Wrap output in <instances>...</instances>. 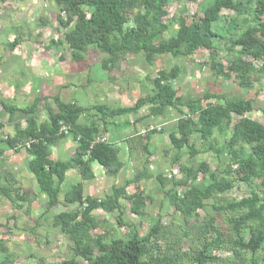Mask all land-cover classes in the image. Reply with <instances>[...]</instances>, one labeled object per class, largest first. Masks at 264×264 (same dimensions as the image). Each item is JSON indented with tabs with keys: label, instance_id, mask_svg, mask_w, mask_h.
Here are the masks:
<instances>
[{
	"label": "trees",
	"instance_id": "1",
	"mask_svg": "<svg viewBox=\"0 0 264 264\" xmlns=\"http://www.w3.org/2000/svg\"><path fill=\"white\" fill-rule=\"evenodd\" d=\"M47 1L58 11L56 20L59 28L64 30L63 42L73 64L87 66L86 55L92 49L103 56L101 69L109 73L127 57H139L151 65L164 55L185 60L203 49L209 52L210 57L199 66L208 67L216 79L234 78L244 93L253 89L264 72V65L258 69L249 61L264 60V0H255L253 7L249 6L253 0H203L205 7L190 22L185 21V7H181L171 20L175 25L174 32L165 19L168 15L166 9L177 0ZM185 1L195 3L199 0ZM224 11L233 16L226 30L228 38L213 31L214 24ZM235 17H243L242 26ZM42 22L43 25L47 23ZM223 40L225 42L221 44ZM51 43L54 44V41L51 40ZM18 44L19 38L15 37L11 51ZM222 45L224 49L221 51L229 55L226 59L219 56ZM179 73L177 66L169 71L159 70L152 81L151 91L139 96L130 107L93 106L99 117L91 119L88 124L80 120L89 109L75 102H65L59 95L46 99L36 95L23 109L8 106L0 99V107L6 114L16 116L19 113L25 123L24 127L16 126L13 134L6 138L1 137L3 124L0 123V145L7 150L17 152L23 149L27 153L30 159L25 169L34 179L39 194L47 201L33 229L40 226V221L58 205L61 198L66 207H73L71 211L52 215L51 225L65 236L72 255L71 259L54 264H185L186 261L189 264H245L243 255L246 254L251 256V264H262L257 255L264 244V126L245 117L252 111V105L243 98L228 99L224 95L205 93L196 99L183 101L172 84ZM212 98L221 100L222 104L203 105V101ZM142 109H146L147 114L135 122L159 119L168 109L179 114L175 129L168 133L167 139L174 151L172 163L178 165V172L183 174V178L174 181L161 174L155 176L159 189L182 223L178 231L179 240L172 239L175 243H166L164 250L158 243L165 240V230L170 231L162 225L161 216L155 218L144 235H140L136 224H127L122 220V202L129 205L130 213L137 218L143 217L147 205L153 202L151 196L142 192L128 194L126 191L129 186L137 188L140 181L152 178L147 168L148 158L131 179L124 180L121 186H114L111 194L104 199L84 196L83 183L95 177L91 168L93 163L100 166L109 178L116 177L124 168L119 159L120 151L109 139L101 141V131L108 135L110 120L137 115ZM183 109H186V114ZM233 115L239 119L232 125ZM130 124L133 125L128 120L124 122V126ZM229 128L230 135L225 140ZM155 133L156 130L148 131L145 137L149 139ZM194 135L208 143L207 150L214 152L217 164L221 162L220 153L227 147L229 162L222 169L218 166L212 172L205 163H199L195 168L182 164V154L188 156V161L200 154L191 143ZM63 141L74 147L73 156L67 160L52 159L53 148ZM125 143L133 160L135 140L129 138ZM142 149L150 156L146 144L142 145ZM74 171L81 182L62 192L66 177ZM199 174L204 181L208 180V184L197 182ZM237 183L246 184L249 196L239 201L211 202L214 195L229 192ZM178 187L185 188L182 194L178 193ZM0 198L11 204L17 203L18 208H22L23 204L29 205L32 199L20 186H15L13 178L7 176L0 179ZM208 208L224 219L226 232L222 231L223 226L217 225ZM96 211L105 214L117 212V224L127 228L125 234L111 237L107 244L105 238L109 232L94 235L93 231L99 228L94 218ZM199 211L205 212L202 223L198 221ZM191 221L200 224V233ZM190 225L198 237L213 234L215 238L211 241L199 238L200 244L196 246L193 233L186 230ZM184 240L191 246L189 253H181L178 248ZM212 249H225L232 255L224 260L212 256ZM0 256V264H12L13 257L1 240ZM38 264L48 263L41 259Z\"/></svg>",
	"mask_w": 264,
	"mask_h": 264
},
{
	"label": "rangeland",
	"instance_id": "2",
	"mask_svg": "<svg viewBox=\"0 0 264 264\" xmlns=\"http://www.w3.org/2000/svg\"><path fill=\"white\" fill-rule=\"evenodd\" d=\"M254 2L255 0L249 6L253 7ZM181 7H185V21L190 22L191 18L196 14L198 15L199 11L205 7V2L199 0L195 3H189L185 0H177L171 3L166 9L168 15L165 22L172 25L170 28L173 32L175 25L171 23V20L177 15ZM57 15V9L47 0H24L23 2L0 0V99L6 105L23 109L30 105L36 95L40 99L59 95L61 100L65 102H75L84 108H88L89 110L80 120L81 123L88 124L91 119L96 120L99 117L96 111L92 109L93 106L107 104L109 106L130 107L134 105L139 96H144L151 91L152 81L156 78L159 70L169 71L177 66L180 73L172 84L177 96L181 97L183 101L196 99L205 93L224 95L228 99L243 98L249 100L252 105V111L245 114V117L264 126V72L259 76V80L254 84L253 89L244 93L240 90L234 78L216 79L208 67L199 66L210 57L209 52L202 49L185 60H175L168 55H164L158 57L151 65L144 63L139 57H127L118 68L105 73L100 66L103 56L92 49L86 55L85 63L87 66L73 64L70 61L69 50L63 42L64 30L58 26ZM232 17L229 12L224 11L220 20L214 24L213 31L228 38L226 30ZM235 19L242 26L243 17H235ZM42 21L47 23L43 25ZM15 37L19 38V44L14 51H11L10 46ZM51 40L54 41V44L51 43ZM224 42V40L221 41V44H224ZM221 49H224L223 45L220 46V58H228L229 55H225V52H222ZM12 53H15L16 56ZM249 61L258 69L264 65V60L252 61L250 59ZM202 103L203 105L222 104V101L212 98ZM183 112L186 114V109H183ZM145 114H147V110L142 109L137 115L115 118L109 121L111 126L108 135H104L101 131L100 139H109L120 151L119 159L124 164V168L116 177L109 178L105 176L100 166L93 163L91 168L95 177L94 180L83 183L84 196L104 199L106 195L111 194L114 186H121L124 180L131 179L136 171L140 170L141 163L148 158L147 168L152 178L149 180L143 179L136 185L137 188L135 185H131L126 191L128 194L142 192L151 196L153 202L147 205L145 215L141 218L132 215L129 211V205L122 202V220L127 224H136L140 235H144L154 223L155 218L161 216L162 225L170 231L165 230V240L158 243L164 250L166 243L174 242L172 239L179 240L178 231L181 229L182 223L175 215L174 207L171 206L162 190L159 189L155 176L161 174L165 178L174 181H180L183 178V174L178 172V165L172 163L174 151L169 146L167 139L168 133L175 129L179 114L173 109H168L165 115L159 119L150 118L149 120L135 122ZM10 116L0 107V119H9ZM42 118L45 117L42 116ZM238 119L237 116L233 115L231 117L232 125ZM126 120L133 125L124 126ZM18 123L15 127H24L25 125L24 121ZM114 125L118 127H114ZM99 127L101 128V125ZM151 130H156L157 133L147 139L145 137L146 133ZM158 130H162L163 133ZM230 131L229 128L225 140H228ZM2 132L3 138L10 133V135L13 134L8 127ZM129 138L135 140L136 149L133 150V160L128 155L127 143L124 141ZM118 141L123 142L118 145ZM191 143L194 144L200 154L190 161H188L187 155L182 154L180 161L182 164L195 168L199 163H205L212 172L218 166L222 169L225 163L229 162L230 155L227 153L229 151L227 147L220 153L219 159L221 162L217 164L214 152L207 150V142L194 135L191 137ZM143 144H146L150 156L143 151ZM20 152L23 153L24 150L22 149ZM73 154L74 147L71 143L63 141L53 148L51 156L54 160H67ZM20 156H27V153ZM19 164L24 172L26 162L21 161ZM202 177V174H199L197 182L208 184V180L204 181ZM79 182L81 180L76 171L69 173L61 187L62 192L69 190L72 185ZM26 187L27 193L32 199L29 205L23 204L22 208H18L17 203L11 204L0 198V240L8 247L9 253L13 257L12 264H38L41 259L48 264H54L71 259L72 255L68 248L67 239L59 233L58 229L53 228L51 223L53 220L52 215L71 211L73 207H66L63 198H61L58 205L40 221V226L33 229L35 221L45 210L47 201L44 196L39 194L37 186L32 185V181ZM184 190L185 188H177L180 194ZM249 194L250 190L246 184L237 183L229 192L214 195L211 202L239 201L249 196ZM28 206L29 209H27ZM208 212L216 218L217 225L223 226L222 231L226 232L224 219H220L209 208ZM197 214L199 223L204 222L205 212L199 211ZM94 218L99 223V228L93 231L94 235L105 231L109 232L108 237L105 238L106 244L110 242L111 237H121L127 231L126 227L117 224V212L105 214L102 211H96ZM191 223H194V221H191ZM199 223L193 225L198 227V233L201 232ZM191 226H187L186 230L193 233L196 246L200 244L199 241L203 237L207 241L215 238L213 234L198 237L196 230ZM178 248L181 253H189L192 250L186 240L180 242ZM211 254L224 260L232 255L230 251L225 249H212ZM243 257L245 264H251L250 254L243 255ZM257 257L264 264V244ZM1 258L0 256V260ZM185 264H189V262L186 261Z\"/></svg>",
	"mask_w": 264,
	"mask_h": 264
},
{
	"label": "crops",
	"instance_id": "3",
	"mask_svg": "<svg viewBox=\"0 0 264 264\" xmlns=\"http://www.w3.org/2000/svg\"><path fill=\"white\" fill-rule=\"evenodd\" d=\"M12 55H15V53H12ZM20 116H21V114L17 113L16 116L11 115L9 119L5 118V120H4L1 118L0 123L3 124L2 131L8 127V128H10V132L13 133L15 125H17V123L20 121L21 122L24 121L22 119V117H20ZM18 118H20V119H18ZM7 136L8 135H6V137ZM6 137H4V138H6ZM121 142H123V141H118L117 144L119 145V143H121ZM20 151L15 152L13 150H7L3 145H0V173H2V171H4V173H2L0 175V179L2 176H7L10 178H13V181H15V186L16 187L20 186L21 188L23 187L22 190L27 192L26 185L31 184V181H32V185H34V184L36 185V183L33 180V178H31L32 176L26 171L25 168H24L25 171L24 172L22 171V168L20 167L19 162L24 161V163H25L30 158L28 157V155L27 156H20L22 154L24 155V153L26 154L25 151L23 153ZM51 158H52V156H51ZM103 173H104V171H103ZM25 180H27L29 182H26Z\"/></svg>",
	"mask_w": 264,
	"mask_h": 264
},
{
	"label": "built area",
	"instance_id": "4",
	"mask_svg": "<svg viewBox=\"0 0 264 264\" xmlns=\"http://www.w3.org/2000/svg\"><path fill=\"white\" fill-rule=\"evenodd\" d=\"M101 141L103 142V141H105V139H101Z\"/></svg>",
	"mask_w": 264,
	"mask_h": 264
}]
</instances>
